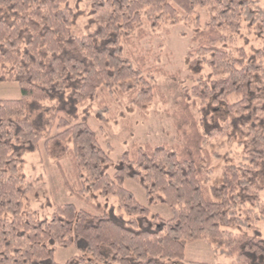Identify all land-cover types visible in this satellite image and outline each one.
Segmentation results:
<instances>
[{"label": "trees", "instance_id": "16d2710c", "mask_svg": "<svg viewBox=\"0 0 264 264\" xmlns=\"http://www.w3.org/2000/svg\"><path fill=\"white\" fill-rule=\"evenodd\" d=\"M68 1L0 0V83L21 90L18 100H0V264H57V248L72 246L79 255L64 264H181L196 241L212 248L226 242L230 264H264V232L235 211L252 213L247 207L255 206L253 192L264 178V0H90L92 14L110 13L81 36L73 26L82 11ZM198 11L206 14L203 26ZM177 12L195 24L190 93L202 133L183 105L191 126L182 146L137 144L113 163L88 124L103 121L108 107L94 115L79 109L100 94L138 108L151 103L147 61L129 39L142 20L159 28ZM29 102L52 105L46 134L30 121ZM237 134L242 165L226 167L218 188L207 186V140ZM40 143L57 164L70 161L78 199L98 194L117 205H95L94 215L63 204L43 220L26 213L19 147ZM126 181L144 190L148 206L165 205L172 217L139 204Z\"/></svg>", "mask_w": 264, "mask_h": 264}, {"label": "rangeland", "instance_id": "374dc122", "mask_svg": "<svg viewBox=\"0 0 264 264\" xmlns=\"http://www.w3.org/2000/svg\"><path fill=\"white\" fill-rule=\"evenodd\" d=\"M68 3L70 7L82 11V15L73 26V32L77 36L92 31L96 24L106 19L110 13V10L105 8L92 14L93 6L90 0H69ZM198 13L199 25L203 26L207 20L206 14L203 11ZM194 26L191 20L185 19L177 12L172 20H168L159 28L151 27L142 20L139 32L129 39V45L134 47L135 53L140 51L141 56L147 61L146 68L151 75L154 89L151 103L138 108L130 105L127 99L120 95L100 94L97 99L85 103L79 109L81 112L86 108L94 115L101 106L108 107L103 121L93 117L88 124L95 131L99 145L109 153L113 163L120 154L137 144L182 146L191 126L182 115L183 105H186L190 111L195 129L197 127L200 130L199 112L190 93L194 79L189 68L194 57ZM126 51L129 54L133 52L129 46L126 47ZM20 98L21 90L16 83H0V100ZM232 102L231 99L230 103ZM29 104H31L28 109L30 121L41 133L46 134L51 127L48 121L53 114L52 105L48 102H29ZM53 132L54 128H51L50 133ZM241 137L237 134L230 140L222 136L207 140L204 148L206 157L203 160L206 167H203L202 171L207 186L213 185L218 188L223 182L226 167L242 165ZM19 151L23 153L19 175L26 189L23 207L26 213L32 214L36 219L51 218L55 207L63 204H73L77 209H85L94 215L98 214L95 205L101 208L117 205L116 199L105 198L98 194L95 199L91 198L89 201L78 199L74 195L73 189L76 187L70 161L65 159L57 164L45 155L42 143L36 149L20 146ZM110 173H113L112 169ZM124 185L134 195L136 201L148 207L151 213L159 215L164 220L172 217L165 205L148 206L144 190L136 183L126 181ZM257 186L258 190L253 192L255 206L252 210L247 207L248 212L252 213L246 215L243 210L235 211L242 219L248 217L253 228L264 232V178H261ZM225 244L226 242L222 247L215 245L212 248L205 241L190 243L185 248V262L181 264L188 262L230 264L231 258ZM78 255L79 252L74 246L57 248L54 260L57 264H64Z\"/></svg>", "mask_w": 264, "mask_h": 264}]
</instances>
